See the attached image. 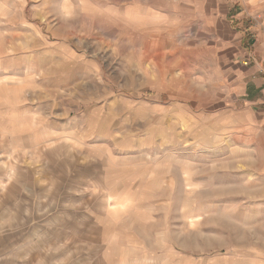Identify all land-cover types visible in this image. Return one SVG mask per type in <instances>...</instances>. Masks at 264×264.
<instances>
[{
  "label": "rangeland",
  "instance_id": "rangeland-1",
  "mask_svg": "<svg viewBox=\"0 0 264 264\" xmlns=\"http://www.w3.org/2000/svg\"><path fill=\"white\" fill-rule=\"evenodd\" d=\"M252 3L0 0V264H264L212 39Z\"/></svg>",
  "mask_w": 264,
  "mask_h": 264
},
{
  "label": "crops",
  "instance_id": "crops-1",
  "mask_svg": "<svg viewBox=\"0 0 264 264\" xmlns=\"http://www.w3.org/2000/svg\"><path fill=\"white\" fill-rule=\"evenodd\" d=\"M249 7L257 8L253 15H259L260 21L248 14L243 31L212 38L216 48L213 52L230 59L219 70L224 110L218 117L230 118L242 137L264 141V4L252 3ZM195 39L201 43L206 37ZM246 146L251 147L248 155L254 157V144L248 142ZM259 154L264 156V151ZM261 199L264 202V195Z\"/></svg>",
  "mask_w": 264,
  "mask_h": 264
}]
</instances>
